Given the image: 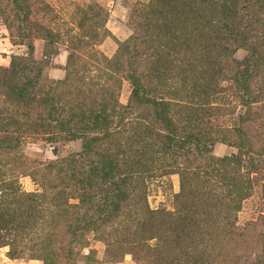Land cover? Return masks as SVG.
I'll use <instances>...</instances> for the list:
<instances>
[{
  "label": "rangeland",
  "instance_id": "1",
  "mask_svg": "<svg viewBox=\"0 0 264 264\" xmlns=\"http://www.w3.org/2000/svg\"><path fill=\"white\" fill-rule=\"evenodd\" d=\"M0 264H264V0H0Z\"/></svg>",
  "mask_w": 264,
  "mask_h": 264
}]
</instances>
